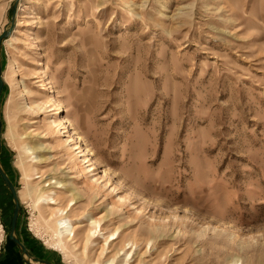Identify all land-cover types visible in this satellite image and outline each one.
<instances>
[{
    "label": "rangeland",
    "instance_id": "obj_1",
    "mask_svg": "<svg viewBox=\"0 0 264 264\" xmlns=\"http://www.w3.org/2000/svg\"><path fill=\"white\" fill-rule=\"evenodd\" d=\"M15 2L0 0V35ZM11 33L0 47V163L18 196L15 236L36 264H91L104 240L85 255L55 247L30 164L12 147L28 127L46 135V175L70 167L81 199L69 219L107 217L104 238L117 239L99 264L128 243V264H264V0H21ZM16 80L56 110L21 111ZM46 117L80 146L99 193ZM13 211L0 177V264H25L8 238Z\"/></svg>",
    "mask_w": 264,
    "mask_h": 264
},
{
    "label": "bare ground",
    "instance_id": "obj_2",
    "mask_svg": "<svg viewBox=\"0 0 264 264\" xmlns=\"http://www.w3.org/2000/svg\"><path fill=\"white\" fill-rule=\"evenodd\" d=\"M38 66H41V64L39 63ZM37 83H40L39 85L43 88L46 94H53L51 87H47V84L44 85L43 81L40 80L37 81ZM14 86L18 90L20 100L23 102V105H21L22 107L20 108L21 111L30 115L38 116L46 111L52 112L53 110H56L52 109L51 104L46 105L42 102L31 103L29 98L30 92L26 85L20 80H16ZM58 110L59 113H56L57 115L66 113V110L63 109V107ZM35 124H37V121L31 120L28 122L27 126H33ZM45 125L49 129V132L55 136L60 147L65 149L67 154H70L74 165L78 168L83 185L91 191L99 193L102 187L99 183L94 182L87 177V174L92 172L93 168L87 172L85 169V165L87 164L86 160H79L80 157H84V154H81L79 151V156H77V154L74 153V151L80 149V146L77 144L74 149H71V147H69L70 140L66 141L62 139V132L60 131L61 125L50 117L45 118ZM67 131L74 132L71 121H67ZM45 138V134L41 135L37 133L36 130L28 127L24 132L17 136V140L19 141L18 145L12 142V147L18 153L19 157L21 159L25 158L30 164V175H32V180L35 181V183H33L31 187L28 186V191L32 196L33 194L35 196L33 204L36 208L40 206V209L46 214L43 221L47 224L51 223L50 229L55 237L56 248L63 251L68 246L72 250H80V253L85 255L90 248L98 246V244H96L98 239H103L104 243L98 247L99 254L97 258L91 262V264H99V260L107 253L111 242L117 239L115 233L104 238V230L102 227L103 221L107 218L106 216L96 219L86 214L76 220L69 219V213L77 204V201L81 199V196L75 192L74 184L70 181L72 179V177L69 176L71 173L70 167H61L59 171L52 170L50 175H46L42 170V168L50 166L54 160V157L50 155L51 150L47 148L42 141V139ZM77 140L81 141V138L77 136ZM66 193L69 196L71 195V199L62 207L60 202L62 195ZM80 233L82 234L80 239H78ZM129 246H133V244L128 243L126 247H122L113 257L107 259L104 264H128L127 259L122 260L119 256L125 255L124 257H126L128 254H126L125 250Z\"/></svg>",
    "mask_w": 264,
    "mask_h": 264
},
{
    "label": "water",
    "instance_id": "obj_3",
    "mask_svg": "<svg viewBox=\"0 0 264 264\" xmlns=\"http://www.w3.org/2000/svg\"><path fill=\"white\" fill-rule=\"evenodd\" d=\"M20 1L21 0H16V2L13 4L12 17H11V22H10V29L8 31H4L0 35V47H1L2 41L5 40L12 32V29L14 27L16 13L18 11V4H19ZM2 88H3V82H2V77H1V63H0V95H1V92H2ZM0 151H1V120H0ZM0 177L4 181L6 187L9 189V191H10V193L12 195L13 202H14V211H13V216H12V220H11V229H10V232L8 234V238H9L10 241H12L16 246H18L20 248V250L22 252V259H23V262L25 264L40 263V261H38L37 259L32 258L30 256V254L26 250L25 246L15 236V227H16V222H17L19 210H20L19 201H18V196H17L16 190H15V187L12 184V182L9 180V178L7 177V175L4 172V170L2 169L1 163H0ZM24 257H26L27 260Z\"/></svg>",
    "mask_w": 264,
    "mask_h": 264
}]
</instances>
